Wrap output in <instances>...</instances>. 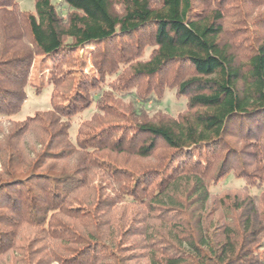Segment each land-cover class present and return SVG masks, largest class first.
Instances as JSON below:
<instances>
[{
    "label": "trees",
    "instance_id": "obj_1",
    "mask_svg": "<svg viewBox=\"0 0 264 264\" xmlns=\"http://www.w3.org/2000/svg\"><path fill=\"white\" fill-rule=\"evenodd\" d=\"M19 1L0 0V264H264V0ZM44 57L51 109L14 120ZM168 90L185 110L152 114Z\"/></svg>",
    "mask_w": 264,
    "mask_h": 264
},
{
    "label": "rangeland",
    "instance_id": "obj_2",
    "mask_svg": "<svg viewBox=\"0 0 264 264\" xmlns=\"http://www.w3.org/2000/svg\"><path fill=\"white\" fill-rule=\"evenodd\" d=\"M158 1V0H153ZM55 4H60L61 0H53ZM19 7L25 12L35 11V0H20L18 2ZM83 60L86 61V67L90 68V50L85 49L82 51ZM52 66L50 57L37 58L34 66L31 70L30 85L28 86L29 99L23 106L22 111L14 118V120H25L30 116H33L37 112H43L51 109V95L52 87L48 84V77L50 75L49 68ZM38 90V91H37ZM186 107V101L183 98L178 97L173 91H166L161 103H153L150 107L151 113L157 111L167 112L171 115L177 116L183 112ZM95 110L84 111L73 120V126L71 129L72 140H75V135L79 126V122L89 119ZM230 188L228 183L221 184L215 188L216 191H228Z\"/></svg>",
    "mask_w": 264,
    "mask_h": 264
}]
</instances>
